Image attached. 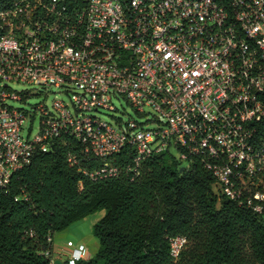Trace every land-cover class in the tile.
I'll list each match as a JSON object with an SVG mask.
<instances>
[{
    "label": "built area",
    "instance_id": "2783aa9c",
    "mask_svg": "<svg viewBox=\"0 0 264 264\" xmlns=\"http://www.w3.org/2000/svg\"><path fill=\"white\" fill-rule=\"evenodd\" d=\"M11 82L79 90L71 103L54 100L52 111L39 105L40 129L25 138L26 112L7 104L22 100ZM113 96L162 120L122 129L92 114L115 110ZM263 121L264 0H85L81 9L13 0L0 9L1 189L55 143L73 141L69 164L93 180L118 175L116 155L133 146L131 179L144 160L168 153L201 163L217 195L264 214V142L254 138ZM187 242L169 239L174 260ZM85 256L79 245L68 262Z\"/></svg>",
    "mask_w": 264,
    "mask_h": 264
},
{
    "label": "trees",
    "instance_id": "16d2710c",
    "mask_svg": "<svg viewBox=\"0 0 264 264\" xmlns=\"http://www.w3.org/2000/svg\"><path fill=\"white\" fill-rule=\"evenodd\" d=\"M12 1L0 0V9ZM68 3L85 6V0ZM254 138L264 142V121ZM68 146L35 153L0 188V264H69L53 259L54 235L99 210L105 214L92 228L99 247L74 264H264V214L217 195L201 163L180 171L181 162L163 153L144 160L131 179L134 150L127 146L115 157L119 174L93 180L69 164L75 143ZM178 235L188 242L174 260L169 239Z\"/></svg>",
    "mask_w": 264,
    "mask_h": 264
},
{
    "label": "rangeland",
    "instance_id": "374dc122",
    "mask_svg": "<svg viewBox=\"0 0 264 264\" xmlns=\"http://www.w3.org/2000/svg\"><path fill=\"white\" fill-rule=\"evenodd\" d=\"M9 88L12 91L20 93L22 96L21 101L9 99L7 100V104L26 112L27 117L21 128L22 136L25 138L33 137L40 129L41 113L38 109L39 105H45L52 111L54 100H63L71 103L72 92L79 90L78 85L73 84H64L62 87H55L53 85L41 86L22 82H11ZM112 104L115 106V110L100 109L99 111H93L92 114L122 129L125 128L126 123L129 121L136 122L138 127L155 128L159 123L158 121L162 120L152 110H147L142 115L138 114L122 96H113ZM171 153L177 157L174 150ZM181 165L182 167H187L188 163L182 162ZM92 238L99 246V241L93 234Z\"/></svg>",
    "mask_w": 264,
    "mask_h": 264
},
{
    "label": "crops",
    "instance_id": "0c3cea01",
    "mask_svg": "<svg viewBox=\"0 0 264 264\" xmlns=\"http://www.w3.org/2000/svg\"><path fill=\"white\" fill-rule=\"evenodd\" d=\"M104 214V210L96 211L56 233L53 237V259L60 261L68 260L71 251L79 245H84L86 248L84 259L92 257L99 247L97 242H94L92 238V228Z\"/></svg>",
    "mask_w": 264,
    "mask_h": 264
},
{
    "label": "water",
    "instance_id": "95a60500",
    "mask_svg": "<svg viewBox=\"0 0 264 264\" xmlns=\"http://www.w3.org/2000/svg\"><path fill=\"white\" fill-rule=\"evenodd\" d=\"M184 169V167H182L181 169H180V171H182ZM55 262L56 263H60V260H55Z\"/></svg>",
    "mask_w": 264,
    "mask_h": 264
}]
</instances>
